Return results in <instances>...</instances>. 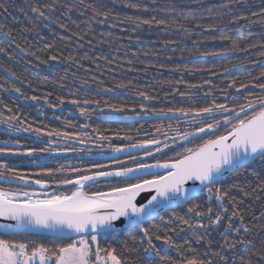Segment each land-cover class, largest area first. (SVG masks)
<instances>
[{
    "label": "snow or ice",
    "instance_id": "1",
    "mask_svg": "<svg viewBox=\"0 0 264 264\" xmlns=\"http://www.w3.org/2000/svg\"><path fill=\"white\" fill-rule=\"evenodd\" d=\"M194 2L209 14V23H202L204 16H197L192 9H187V12L191 13L189 15L184 7L174 3L161 8L157 0H124V7L134 10L133 14L114 12L104 0H74L71 8L79 10L82 15L91 12L90 19L97 24H107L111 20V27H117L119 24L131 25L133 30L143 26L165 31L177 29L186 37H190L199 29L211 33V40L228 42L229 46L218 50H201L197 46L194 51H188L187 56L229 57L233 69L248 65L264 68V39L254 43L245 42L248 37L254 35L252 26H264V0H259L258 6L256 0H229L218 8L206 7L203 0ZM10 7L18 9L19 13L28 17L35 26L38 21L52 19V13L57 10V0H45L43 3L40 0L35 3L32 0H24L23 6H6L0 3V12L11 15ZM254 7L257 10H253ZM242 8L245 10L241 11ZM160 12L166 15L161 17ZM229 25L248 28L247 36L234 38L225 30ZM60 26L65 29L68 27L66 24ZM13 31L7 24L0 23V34L10 38L11 43L20 48L21 45L16 42ZM121 31H127V28H122ZM87 36L88 33L85 32L79 35V39L85 40ZM128 39L131 40L132 36ZM136 39L139 40L140 37L137 36ZM88 43L91 44L92 40L89 39ZM178 43L177 40L164 41L165 47ZM171 50L175 52L177 49L173 47ZM180 52L181 58H184L185 49H180ZM86 58L87 53L82 59ZM49 60L58 61L59 57L52 55ZM223 67L225 72L229 71L228 65ZM5 70L16 81L25 82L24 78L11 68ZM173 71H208L213 76L217 74L211 68L190 69L177 66ZM5 83L8 84L7 81ZM169 83L175 86L180 81ZM205 85L211 86L212 80L205 79L201 84H190L188 87L200 89ZM27 86H32L31 81H27ZM116 87L128 88L129 84L121 81ZM0 88L15 92L33 102L42 99L37 95L28 97L15 84H9L7 88L0 85ZM229 89H233L236 94L233 95ZM105 91L111 92L113 89L106 88ZM221 91L228 102H218L217 98H213L206 106L170 107L166 110H150L142 106L141 111L145 114L151 112L155 116L170 115L178 120L180 117H191V131H182L179 126L173 127L171 123L167 125L171 132L176 133V136L170 137L173 143H163V149L173 153L170 157L163 153L160 147L162 141L153 138L122 146L109 142L111 152H128L127 158L113 156L110 163H93L89 168H65L61 165L59 168L41 167L38 172L28 174L18 171L16 165L7 159H0V219L15 222L0 223V229L3 230L0 234V264H136V261L129 257L130 252L137 253V259H142L144 264H237L236 257H239L238 264H264V239L257 242L253 228L245 222V209L240 208L241 201L230 195V189L218 186L223 184L228 174L238 173L241 169L247 170L257 162L264 169V71L259 75L249 73L248 78L243 80L234 77ZM179 94L182 97L186 95L184 92ZM51 95V92L44 93V103L48 107H56L47 99ZM139 95L149 101L154 99L144 92ZM204 95L207 97L210 93L205 92ZM57 99L61 105L70 103L79 107L80 116L85 118L91 115V111L81 105L100 103L98 100L89 99ZM5 108L9 113L12 112L7 105ZM112 108L114 111H124L116 105H112ZM0 124L5 125V131L9 133L31 131L44 144L43 147H30L21 151L20 148L11 146L19 145L18 140L3 141L0 144V157L4 158L76 152L75 148H61L59 145L69 142L83 144L90 139L87 131L67 130L76 127L71 122L65 125V130L52 128L45 131L39 127L32 128L31 124L23 127L25 121L19 115L11 114L5 118L4 113L0 111ZM80 127L87 129L89 125L83 124ZM94 131L99 132V129ZM156 131L168 136L163 124L157 126ZM45 137L47 139H44ZM117 138L121 139L119 136ZM98 139L109 141V137L103 135ZM122 139L131 141L133 138L126 135ZM188 144L192 146H187ZM98 147L103 149L104 145L100 144ZM133 149L145 151L142 156H137L131 154ZM155 153H162L166 158L162 161L155 159L153 163L146 162V158L154 157ZM31 162L35 163L34 160ZM160 169L164 172L157 171ZM189 182L193 185L198 182L199 190L207 193L206 205L196 203L187 208V212L194 214L196 219H186L172 212L169 220L165 222V227H144L145 223L156 217L164 222L161 211L171 209L173 205L189 204L191 200L197 199L191 195L197 189L186 187ZM259 187L264 190V180ZM241 191L248 194L245 189ZM142 194H147L144 197L146 203L138 199ZM255 199L261 200L262 197L256 196ZM260 219H264V212L260 213ZM123 220L128 223L123 224ZM173 220L179 221V225L167 227ZM183 226L193 230L196 243L203 242L204 251L193 247L187 241L185 244L176 242L172 234L184 231ZM133 227L138 229L136 235H132ZM259 231L264 232V225H261ZM39 232L51 234V246L38 239L15 238L28 237ZM213 233L218 237L215 241L211 239ZM126 235H132L134 247L130 248L128 243L123 241L122 238ZM102 238L105 243L109 240L121 243L119 247L102 246Z\"/></svg>",
    "mask_w": 264,
    "mask_h": 264
},
{
    "label": "trees",
    "instance_id": "2",
    "mask_svg": "<svg viewBox=\"0 0 264 264\" xmlns=\"http://www.w3.org/2000/svg\"><path fill=\"white\" fill-rule=\"evenodd\" d=\"M33 3L36 0H32ZM41 3L45 0H40ZM229 0H203V4L206 7L218 8L222 3H228ZM0 3H4L6 6L10 4L23 6L24 0H0ZM74 0H57V10L52 13V19L43 22H36V25L30 22L28 17L19 13L18 9L12 7L9 8L11 15L0 12V23H5L11 27L13 36L17 43L21 45L20 48H16L15 44L11 43V39L0 34V85H4L5 88L9 84H15L17 87L28 96L37 95L42 97L39 102H33L30 99H24V102L15 100V97L11 99L5 96V93L0 92V111L4 113L6 118L8 115H19L22 120L25 121L23 127H27L31 124L32 128H42L45 131L56 128L65 130V127L60 125L59 120L51 119L56 117H82L80 116L79 107L70 103L61 105L57 97H63L66 100L84 99L98 100L99 105H81V107H87L91 111V115L87 129H82L80 125L86 124L79 119L71 120L72 124L76 127L67 129L74 132L90 131L91 142L93 152L99 151L98 145L103 144L104 148H108L109 142L114 145L122 146L129 143H135L148 139H159L162 141L160 147L163 149V143H173L170 139L172 136H176V133L171 132L167 125L171 123L173 127L179 126L181 130H192L190 125L191 117L187 118H153L146 120H110L105 119L106 116H134L139 115H152L151 112L145 114L141 111L142 106L147 107L150 110L178 108V107H197L206 106L213 98H217L218 102H228L225 99L224 93L221 91L225 89L231 79L239 78L241 80L247 79L249 73L252 75H259L264 68L260 66H245L238 69H233L230 66L229 57H189L188 51H194L197 46L203 50H218L221 47H227L228 42H219L211 40V33L202 32L201 30H195L190 37H186L185 34L177 29L165 31L160 28L143 26L142 28L133 30L131 25H119L117 27H111L113 21L109 20L107 24H97L90 19L91 12L84 15L79 10L71 8ZM104 3L108 7L112 8L114 12L121 14L127 12L133 14L134 10H130L124 7V0H104ZM177 4L180 7L186 9H192L197 16H204L202 23H209V14L195 3L194 0H157V4L161 7H167L169 4ZM256 5H259V0H256ZM245 9H241L244 11ZM257 10V8H253ZM148 15L147 13H136ZM161 17L166 13L160 12ZM15 17V19H13ZM227 22V17H225ZM243 22H241L242 24ZM61 24H66L67 29L61 27ZM92 31H89V29ZM122 28H127V31H121ZM27 29V30H26ZM230 34L234 38L241 36H247L248 28L241 27L239 25H229L228 29ZM254 35L248 37L247 42H257L264 39V26L254 25L251 28ZM87 32L88 36L85 40H80L79 35ZM77 33L78 35H73ZM111 33V35H109ZM132 36L129 40L128 37ZM140 39L137 40L136 37ZM91 39L92 43L89 44L88 40ZM165 40H177V45H169L165 47ZM51 45V47H49ZM82 45V47H81ZM175 47L177 50L173 52L171 49ZM23 49V51L21 50ZM118 49V50H117ZM180 49H185V56L181 58ZM35 53V55H32ZM87 53L86 59H82ZM145 53H148L145 55ZM56 55L59 57L58 61L49 60V57ZM67 57H73L74 59H66ZM41 60L48 61L47 63H41ZM131 61V63H129ZM233 62H236L233 60ZM83 65V67H80ZM99 65V67H97ZM155 65V67H151ZM163 65L164 67H160ZM224 65L229 66V71H224ZM177 66L187 68H211L212 71L217 74L213 76L208 71H185L176 72L173 69ZM11 68L16 73L20 74L25 82L20 83L16 81L5 69ZM75 73V75H73ZM205 79H211L212 85H205L204 88L193 89L189 88L190 84H201ZM180 83L173 86L169 81H177ZM8 82V84L5 83ZM27 81H31L32 86H27ZM86 81V83H82ZM129 84L128 88H118L116 85L120 82ZM63 85V86H62ZM106 88H112L113 91H105ZM233 95L236 93L233 89H229ZM51 92L52 95L47 99L50 104L56 107H48L44 103V93ZM144 92L147 95L154 97L149 101L140 96L139 93ZM180 92H184L185 96H180ZM209 92L210 95L205 97L204 93ZM73 93L75 95H73ZM230 100V97H229ZM107 102V103H105ZM5 105L12 109L9 113ZM112 105L123 108L124 111H114ZM163 124L165 126V132L168 136L162 135L156 131V127ZM5 128V125L0 124ZM99 129V132L94 131ZM23 132V131H21ZM32 137L27 138L24 142V146L19 145L17 148L20 150L30 147H40L38 138L31 131ZM100 135L109 137V141H101L98 139ZM131 136L133 139H122L124 136ZM117 136L121 137L118 139ZM206 138V137H205ZM44 139H47L46 137ZM177 139H179L177 137ZM187 143V142H184ZM0 144H2L0 142ZM84 144V143H83ZM83 144L74 142L69 148L77 149L76 152L69 151L71 155H77L84 150ZM187 146H192L188 144ZM155 152V147H153ZM145 149H133L131 154L142 156ZM163 153H166L168 157L173 153L168 149H163ZM129 155L128 152L122 153L119 156L120 159H126ZM100 156L101 155H92ZM54 156H46L41 158L39 156H10L0 157V159H7L11 163H15L21 166H30L33 169L30 170H18L22 173H34L38 172L41 167L52 168L51 162H48ZM166 157L162 153H155L152 158H146V162L153 163L155 159L161 161ZM82 156L75 157V160H82ZM35 161L32 163L31 161ZM77 167V166H75ZM264 180V169L261 168L257 162L247 170L241 169L238 173L229 174L219 187L230 189V195L235 197L236 200L241 201L240 208L245 209V222L253 228L254 236L259 242L260 239H264V232H260L261 225H264V219H260V213L264 212V190L259 187L261 181ZM235 185L236 187H233ZM8 187V185H5ZM245 189V191H241ZM255 189V191H253ZM197 197L195 200H191L189 204H182L166 209L161 212L164 216V222L159 217L144 224V227L151 228L156 225L160 228L165 227V222L169 220L172 212H175L186 219L195 220L196 217L192 213L187 212V208L191 204L202 203L206 205L207 193H200L194 195ZM256 196L262 197L261 200L255 199ZM238 223V221H237ZM179 221L173 220L172 223L167 224V227H177ZM184 231L172 234L173 238L178 244H185L187 241L193 247L200 248L204 251L203 242L196 243L193 230L187 226H183ZM222 230V229H221ZM202 230H197V232ZM138 229L133 227L132 235H136ZM2 234V233H0ZM132 235H126L122 239L127 242L129 247H134ZM16 239L29 238L38 239L43 242L49 243L51 246L52 236L44 234H31L28 237L17 236ZM217 234L213 233L211 239L215 241ZM121 241L109 240L105 243V240L101 239L102 246L119 247ZM159 244V242H156ZM128 251V250H125ZM142 256V252H141ZM129 257L136 261V264H144L142 259H137V253L130 252ZM211 258V257H207ZM237 264L239 257H236Z\"/></svg>",
    "mask_w": 264,
    "mask_h": 264
},
{
    "label": "flooded vegetation",
    "instance_id": "3",
    "mask_svg": "<svg viewBox=\"0 0 264 264\" xmlns=\"http://www.w3.org/2000/svg\"><path fill=\"white\" fill-rule=\"evenodd\" d=\"M0 92L1 93H5V96L9 99H11L12 97H15V100H18L20 102H24V99L23 98H20L18 96L17 93L15 92H11V91H4L3 88H0ZM51 119H55V120H59L60 121V125L62 127H65V125L69 122L72 123L71 120H74V119H79L81 121H84L87 125L90 120V118H85V117H77V118H73V117H59V119L57 118H51ZM88 134L90 136V131L88 130ZM32 134L31 133H27V132H6L5 131V128L1 127L0 126V142L3 143V141H6V140H18L20 142L19 145H23L24 146V142L26 143V145L29 144V142H26L27 138L29 137H32L31 136ZM74 142H69L67 144L65 143H61L59 145V147L61 148H68L70 149L69 147L73 144ZM40 144V147H43L44 144L39 142ZM19 145H11L12 147H18ZM83 151L78 153L76 156L78 157H81L82 156V160H75V155H70L69 154V151L66 152V153H63V154H57V155H53V154H41L39 155V157L41 158H44L46 156H54L52 159H50L48 162H51L53 163L52 164V168H59L61 165H63L65 168H68L70 166H77V167H81V168H89L91 167V165L93 163H104V164H108L110 163L111 161V158L113 157H105V156H92V155H101V154H104V153H108L110 151L109 147L108 148H103V149H99V151H96V152H93V147H92V142H91V136H90V139H87L85 141V143L83 144ZM89 150H91V154H89ZM22 151V150H21ZM18 156H21V155H18ZM118 156V155H116ZM12 164H15V163H12ZM17 169L18 170H22V171H25V170H30V169H33L31 168L30 166H21V165H18V164H15ZM163 173V172H161ZM200 193H204V192H201L199 191L197 194H200ZM174 207V206H173ZM172 208V207H171Z\"/></svg>",
    "mask_w": 264,
    "mask_h": 264
},
{
    "label": "water",
    "instance_id": "4",
    "mask_svg": "<svg viewBox=\"0 0 264 264\" xmlns=\"http://www.w3.org/2000/svg\"><path fill=\"white\" fill-rule=\"evenodd\" d=\"M105 119H110V120H146V119H153V118H176V117H172V116H155V115H134V116H106L104 117ZM182 118V117H180ZM122 153H113L111 152V150L108 152V153H104L102 154V156H105V157H112V156H116V155H120ZM159 172H164L163 169H160V170H157ZM229 175V174H228ZM35 187V186H33ZM186 187H189V188H192V187H195L197 189L196 192L194 193H191V195H196L200 190H199V185H198V182L196 185H193L192 182H189L188 185H186ZM147 194H142L141 197H139L138 199L141 200V202H144L146 203V199L144 198ZM173 206H177V205H173ZM172 206V207H173ZM164 211V210H163ZM162 212V211H161ZM0 223H15L14 221H4L2 219H0ZM123 224H127V220H123L122 221ZM0 233H3V230L0 229ZM34 234H44V235H50V233H47V232H39V233H34Z\"/></svg>",
    "mask_w": 264,
    "mask_h": 264
},
{
    "label": "rangeland",
    "instance_id": "5",
    "mask_svg": "<svg viewBox=\"0 0 264 264\" xmlns=\"http://www.w3.org/2000/svg\"><path fill=\"white\" fill-rule=\"evenodd\" d=\"M73 239H75V237H73Z\"/></svg>",
    "mask_w": 264,
    "mask_h": 264
}]
</instances>
